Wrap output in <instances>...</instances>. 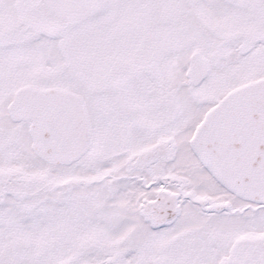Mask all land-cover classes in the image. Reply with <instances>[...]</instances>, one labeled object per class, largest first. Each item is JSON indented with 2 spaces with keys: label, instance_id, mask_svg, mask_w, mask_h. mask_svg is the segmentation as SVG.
<instances>
[{
  "label": "snow or ice",
  "instance_id": "1",
  "mask_svg": "<svg viewBox=\"0 0 264 264\" xmlns=\"http://www.w3.org/2000/svg\"><path fill=\"white\" fill-rule=\"evenodd\" d=\"M0 264H264V0H0Z\"/></svg>",
  "mask_w": 264,
  "mask_h": 264
}]
</instances>
